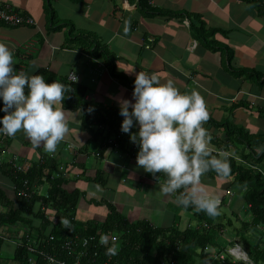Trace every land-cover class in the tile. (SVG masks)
Segmentation results:
<instances>
[{
  "label": "crops",
  "instance_id": "obj_1",
  "mask_svg": "<svg viewBox=\"0 0 264 264\" xmlns=\"http://www.w3.org/2000/svg\"><path fill=\"white\" fill-rule=\"evenodd\" d=\"M143 1L163 14L143 11L141 0H52L51 22L49 0H0V5H10L36 23L31 27L0 23V42L13 52L15 69L30 75L48 70L68 82L71 74L76 75V84L87 89L85 100L92 106L120 109V99L132 98L134 88L115 78L105 58L99 57L106 49L117 72L131 81L139 72L155 73L162 83L174 81L182 92L196 89L214 121L229 122L251 135L264 134V78L258 81L244 72L264 75L263 0ZM175 13L182 16L169 18ZM56 106L64 109L69 129L56 150L34 146L20 131L6 145L5 159L18 155L39 168L44 160L46 171L60 173L59 178L66 180L64 190L84 194L77 220L105 222L111 204L131 222L145 220L171 228L179 219L183 230L194 225L192 220L184 224V210L175 194L159 192L164 178L159 174L158 181L137 165L138 151L125 158L121 149L105 148L84 127L80 110ZM204 126L224 137L222 130ZM124 140L127 148L137 147L129 134ZM7 172L8 167L0 168V193L14 203L16 193ZM97 184L102 191L90 194ZM216 188L208 190L221 196Z\"/></svg>",
  "mask_w": 264,
  "mask_h": 264
},
{
  "label": "clouds",
  "instance_id": "obj_2",
  "mask_svg": "<svg viewBox=\"0 0 264 264\" xmlns=\"http://www.w3.org/2000/svg\"><path fill=\"white\" fill-rule=\"evenodd\" d=\"M66 91V86L59 81L49 83L42 75H30L22 70L18 73V69L16 71L14 67L13 52L6 44L0 42V101L3 102L0 111L5 113L0 117V133L15 136L23 131L34 146L43 145L47 151L54 152L69 130L64 109L56 106L57 103L63 104ZM118 103L119 114L123 117L121 133L124 136L125 133L129 134L130 141L138 147L137 165L145 172L152 174L158 181L160 175L157 176V174L162 173L166 178L164 183L159 184V192L162 195L175 194V202L179 206L192 207L196 211L213 217L219 214V207L223 208L227 205L226 201L234 202L239 198L231 188L225 191V197L215 195L209 192L201 180V177L210 171L227 177L230 174L231 165L228 151L219 149L214 154L210 147L213 137L204 126L210 118L209 111L198 90L182 92L172 80L162 83L155 73L149 75L139 72L134 81L132 98L120 99ZM8 142L0 152V157L4 161L0 168L8 167L14 177L12 183L16 193L15 201L17 199L31 200L44 186H48L49 190L50 182L48 181H53L52 176H55L56 180L59 179L60 173L50 174L45 170L44 186L39 187L38 184H33L28 178L33 167L24 163L18 155H13L9 159L4 158L3 151ZM14 156H18L19 164L25 167L24 172L19 174L13 172L9 161ZM45 163L43 160L39 166L44 167ZM25 181L28 182L29 198L19 197L17 189H14L15 186L23 189ZM95 189L96 191L90 194L95 195L102 191L99 184L95 185ZM48 190L45 196H40L48 197ZM227 192H231L233 197H230ZM241 207L246 212L250 208L245 204ZM49 211L53 215L48 217V221L53 225L57 224L54 209L50 208ZM249 218L248 222H252L253 218L251 216ZM218 225L219 223L215 222L212 227L218 228ZM205 227L212 228L208 224ZM220 229V235L223 236L226 233L225 228ZM11 234L16 235L14 239L21 244L23 236L18 231L16 234ZM229 236L228 239H231L235 248L239 240L238 235L229 234ZM51 237L54 238L53 241ZM89 237L92 236L77 235L74 239H70L78 242V248L72 255L62 249V245L68 241L66 239L58 242L51 234L44 237L38 234L34 240L50 242V246L46 249L47 254L54 255L68 264H74L82 252L88 251L94 255L95 249L84 248L82 245V240ZM94 237L97 239V236ZM112 237L114 236L109 238ZM101 243L108 244L107 235L102 236L101 241H98V245ZM236 246H240L248 257L247 251L240 244ZM103 248L105 247H98V250ZM116 250V245L113 243L107 247V254L115 255ZM205 255L212 259L209 247L205 249ZM226 256L225 263L228 264L230 261L233 263L234 260L230 254ZM31 257L29 253V258ZM35 261L37 264H44L40 255H36ZM95 264H98V260H95Z\"/></svg>",
  "mask_w": 264,
  "mask_h": 264
},
{
  "label": "trees",
  "instance_id": "obj_3",
  "mask_svg": "<svg viewBox=\"0 0 264 264\" xmlns=\"http://www.w3.org/2000/svg\"><path fill=\"white\" fill-rule=\"evenodd\" d=\"M48 4L52 22L55 15L52 0H49ZM141 5L145 12H153L154 10L157 14H163L157 8L152 10L143 0H141ZM180 16L182 15L177 13L169 14L171 19ZM99 57L105 58L115 78L134 88L133 81L125 74L117 72L115 59L106 49H102ZM244 72L257 77L258 81L264 78V75L258 72ZM36 75H42L49 83L53 81L63 83L67 89L63 101L64 106L74 111L80 110L84 115V127L90 132L92 139L101 140L105 148H110L109 141L117 138L122 132L123 117L119 114V108L90 105L85 100L88 93L86 88L76 83L58 80L48 70H39ZM2 107L3 102H0V108ZM94 113H100V116H93ZM4 115L5 113L0 111V117ZM209 117L206 124L222 130L224 134V137H219L212 132L210 133L213 137L210 144L213 153L215 154L219 149L228 151L231 168L227 177L210 171L204 174L201 180L207 186H219L221 190L219 193L223 197H225V191L231 188L237 194V197L243 200L245 206H250L247 209V214L253 220L252 222L246 221L244 230L237 235L249 248L254 260L264 262V134L251 135L229 122L219 123L214 121L210 115ZM118 141L121 145V151H124L125 158L136 155V152H133V147H126L124 137L118 139ZM45 170L46 166L33 167L28 178L33 184L42 187L45 183L43 180ZM7 174L14 182L10 170ZM160 175L165 181L164 174L161 173ZM98 178L100 179L99 176ZM48 182H50L48 197L40 196L39 191L29 201L27 199H17L14 203H10L7 200L8 198H4L0 193V237H2L0 238V264L3 261V247L6 245L2 239L7 238L10 234L7 229L16 225H22L25 228L23 235L25 246L16 248L14 257L11 259L12 264H31L29 251L26 249L29 241L26 238L28 236L34 241L38 234L42 237L51 234L55 236L58 242L65 239H74L77 235L81 237L97 236V240L100 242L101 237L107 235L108 244L102 250H98V264H197L198 261L203 262L202 264L212 263V259L206 260L205 249L217 243L218 235H215L216 232L221 230L220 228H225L223 208L221 207H219V214L213 217L204 212L196 211L192 207L184 208L181 206L184 211L192 213L198 225L196 227L190 225L184 230L183 227L178 225L179 219L177 224L171 228H159L145 220L131 222L111 204L107 205L109 214L105 222L93 220L83 222L76 219V214L84 194L79 191L69 194L63 189L66 180L62 177ZM95 204L100 205L101 203ZM42 206H45L48 211L47 209L42 210ZM50 208L51 210L54 209L58 220L55 225L48 221V217L53 215L49 211ZM231 212L232 216L236 215V218L238 217L235 210H231ZM228 219L226 224L232 226L231 218ZM215 222L219 223L218 228L212 227ZM36 223L40 224L37 225ZM206 224L212 228H206ZM249 229L252 231L251 236L247 235ZM112 235L117 238L114 243L117 250L115 255H108L107 247L113 244L109 238ZM254 238H256V242L253 241Z\"/></svg>",
  "mask_w": 264,
  "mask_h": 264
},
{
  "label": "built area",
  "instance_id": "obj_4",
  "mask_svg": "<svg viewBox=\"0 0 264 264\" xmlns=\"http://www.w3.org/2000/svg\"><path fill=\"white\" fill-rule=\"evenodd\" d=\"M0 23H3L7 26L11 27H31L35 26L36 23L34 19L30 17H25L18 13L15 9H13L10 5H0ZM150 42H153V40H150ZM21 71V69H18V73ZM69 81L72 83H76L77 81V76L74 74H71L69 77ZM124 137L123 133H120L117 138H113L112 140L109 141L110 147L113 149H120L121 145H119L118 139H122ZM12 136H7L5 134L0 133V152L4 148L5 144L11 140ZM138 147H133V152H137ZM4 164L3 159L0 157V166ZM9 164L11 165V168L14 173H22L25 170V167L19 164V158L18 156H14L10 161ZM62 171V169H61ZM55 176L51 177V180H54ZM28 182H24V188L23 189H18L16 186L14 189H17L18 191V196L23 197V198H29L28 194ZM227 194L230 197H233V194L231 192H227ZM43 210H46L45 207H42ZM2 238V237H0ZM28 242V247L26 249L29 251V253L32 255L30 258L31 264H37L35 261L36 255H40V257L44 260V264H68L67 262L58 259L54 255H49L46 252V249L50 246V242H46L43 240H38V241H33V239L29 238L27 236L26 238ZM3 240H6V238H3ZM54 238L51 237V241H53ZM117 241V238L114 236L111 238V242L115 243ZM82 245L84 248H90V249H95L94 255H91L88 251L82 252L75 260L74 264H95V260H97L98 257V247H105V244H97V239L96 237L92 236L89 238H84L82 240ZM17 246H20L23 248L25 246V238H21V244L17 243ZM78 248V242L73 241V240H68L62 245V249L66 252H68L70 255L74 254L76 252V249ZM230 256L233 258H236L237 260L240 261L241 258L245 259L248 261V257L246 254L243 253L242 248L240 246H236L232 250H229ZM219 257L223 263L226 262V254H219ZM235 264V260L233 261Z\"/></svg>",
  "mask_w": 264,
  "mask_h": 264
},
{
  "label": "rangeland",
  "instance_id": "obj_5",
  "mask_svg": "<svg viewBox=\"0 0 264 264\" xmlns=\"http://www.w3.org/2000/svg\"><path fill=\"white\" fill-rule=\"evenodd\" d=\"M53 6V5H52ZM207 188H216L215 186H207L205 185ZM217 186V185H216ZM218 191H221L219 187L216 188ZM48 187L45 186L43 190L40 189V195L45 196L47 193ZM175 196V195H174ZM227 205L223 207V217H224V226H225V232L223 234V236H221V232L217 231L215 235H218L217 237V243L210 245L209 246V254L211 256V258L213 259V264H226L223 263V261H221L219 254L225 253L226 255H229V249H232L234 247V245L232 244L231 239L229 234L231 235H236L240 232H242L244 230V225L246 221H250V215L247 214L246 211H244L242 209V204H243V200H241L240 198H238L236 201L232 202L230 201H226L225 202ZM81 204V202H80ZM80 204L78 206L77 212L79 211L80 208ZM89 204V203H88ZM95 205V204H93ZM89 206H92L91 204ZM234 209L236 210V213L238 214V217L236 218L235 216H232V212L231 210ZM190 214V213H189ZM183 216V222L184 224L188 222V220H192V224H194L193 226H197V223L195 222V217H193V215L191 214L188 215V213L186 211H182ZM76 216L79 218V214L77 213ZM228 218H231L233 224L231 225H227L226 222L227 220H229ZM13 229L17 230L22 236L24 235V227L22 225H16L15 227H13ZM16 234V233H14ZM252 231L251 229L247 230V235L251 236ZM16 237V235H12L11 233L8 234V237L6 238V240H3L5 242V246L3 247V263L4 264H12V258L14 257V253L15 250L17 248V240H15L14 238ZM19 237V236H17ZM238 237V242L235 244V247L237 244H240L243 249L245 251H247V255H248V261L241 258L240 261L237 260L236 258H234L235 260V264H264V262H256V260H254V258L251 256L250 252H249V248L246 247L244 241H240L241 238ZM235 237V238H237ZM22 238V237H21ZM254 242H256V238H254L253 240ZM254 244V243H253ZM206 260H209L208 257H206ZM203 263V262H202ZM201 261H198L197 264H202ZM228 264H233L231 261Z\"/></svg>",
  "mask_w": 264,
  "mask_h": 264
}]
</instances>
